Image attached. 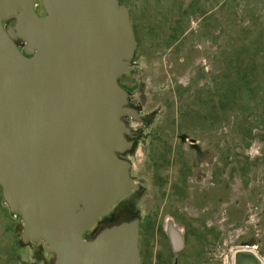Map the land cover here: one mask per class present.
<instances>
[{
  "label": "rangeland",
  "instance_id": "374dc122",
  "mask_svg": "<svg viewBox=\"0 0 264 264\" xmlns=\"http://www.w3.org/2000/svg\"><path fill=\"white\" fill-rule=\"evenodd\" d=\"M119 1L137 40L119 83L141 118L122 156L139 189L86 238L138 218L142 264H234L247 247L264 261V0ZM23 225L0 188V264H50Z\"/></svg>",
  "mask_w": 264,
  "mask_h": 264
},
{
  "label": "water",
  "instance_id": "95a60500",
  "mask_svg": "<svg viewBox=\"0 0 264 264\" xmlns=\"http://www.w3.org/2000/svg\"><path fill=\"white\" fill-rule=\"evenodd\" d=\"M0 0V187L54 264H142L138 218L92 233L139 189L124 156L141 120L119 79L137 40L119 0ZM19 42L23 43V51ZM234 264H264L251 247Z\"/></svg>",
  "mask_w": 264,
  "mask_h": 264
},
{
  "label": "flooded vegetation",
  "instance_id": "af4514ba",
  "mask_svg": "<svg viewBox=\"0 0 264 264\" xmlns=\"http://www.w3.org/2000/svg\"><path fill=\"white\" fill-rule=\"evenodd\" d=\"M38 5H39V2H38V4H37V6H38ZM133 191H134V190H133ZM131 192H132V191H131ZM129 193H130V192H129ZM129 193H128V194H129ZM128 194H127V195H128ZM127 195H126V196H127ZM126 196H125V197H126ZM122 199H123V198H122ZM122 199H121V200H122ZM121 200H120V201H121ZM116 205H117V204H116ZM116 205H115V206H116ZM115 206H114V207H115ZM89 233H90V231L87 232L86 235L89 234ZM39 243H41V242H33V241H30V242H27V243H24V244L31 245V244H39ZM178 247H180V246H178ZM43 249H44V250L46 251V253H47L49 263H50V264H53V253L48 252V251L45 249V247H44ZM141 255H142V253H141V251H140V260H141ZM142 262H143V261H141V263H142Z\"/></svg>",
  "mask_w": 264,
  "mask_h": 264
},
{
  "label": "trees",
  "instance_id": "16d2710c",
  "mask_svg": "<svg viewBox=\"0 0 264 264\" xmlns=\"http://www.w3.org/2000/svg\"><path fill=\"white\" fill-rule=\"evenodd\" d=\"M121 222V221H120ZM108 224H106V223H101V224H99V226H98V228H97V231L98 230H100L101 228H103L104 226H107ZM109 226V225H108Z\"/></svg>",
  "mask_w": 264,
  "mask_h": 264
}]
</instances>
